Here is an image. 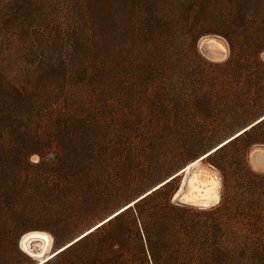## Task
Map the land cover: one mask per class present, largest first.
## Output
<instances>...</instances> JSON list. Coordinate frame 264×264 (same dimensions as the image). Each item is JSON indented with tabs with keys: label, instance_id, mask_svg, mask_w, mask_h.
Segmentation results:
<instances>
[{
	"label": "rangeland",
	"instance_id": "obj_1",
	"mask_svg": "<svg viewBox=\"0 0 264 264\" xmlns=\"http://www.w3.org/2000/svg\"><path fill=\"white\" fill-rule=\"evenodd\" d=\"M218 23L239 40L264 36V0H0V204L8 223L19 215L21 229L15 240L0 239V264L35 262L18 246L23 233L46 231L51 250L70 242L64 250L175 175L162 196L200 211L210 240L264 243V127L194 168L198 178L217 179V203L172 201L190 176L177 173L183 166L264 115V47L262 64L237 55L229 62L226 38L210 28ZM204 24L212 30L192 41L188 29ZM23 133L41 136L44 165L27 166L13 152L17 138L28 142ZM68 158L82 182L67 193L96 198L93 209L56 202L58 180L74 181L62 166ZM226 176L236 187L211 211ZM134 216L120 221L131 232L127 253L109 264H151L133 235ZM100 236L43 263L77 264ZM251 248L230 264H264V248Z\"/></svg>",
	"mask_w": 264,
	"mask_h": 264
},
{
	"label": "trees",
	"instance_id": "obj_2",
	"mask_svg": "<svg viewBox=\"0 0 264 264\" xmlns=\"http://www.w3.org/2000/svg\"><path fill=\"white\" fill-rule=\"evenodd\" d=\"M200 2L201 5L196 4L198 8L203 7V1ZM191 5L194 9L193 5L195 4L191 3ZM204 26L205 24L196 29L194 25L188 29V34L192 38V41L195 40L197 33L209 28H205ZM210 28H218L216 30H221L219 32H222L226 38L231 52V57L228 59L229 62L237 55L241 58H250L252 63L262 64L261 60L258 58V53L264 47V36L257 38L246 37L245 40H239L234 33L230 31H222L224 30V26L220 23ZM193 49L195 52V47H193ZM243 63L244 60L239 61V66ZM257 101L258 100L255 99L251 102L257 104ZM250 105V102L245 104L247 107H251ZM262 127H264V119L261 118L248 128L241 131L239 135H235L230 138L227 140V143L224 142L206 156L218 157L225 154L229 147L234 145V143L248 137V135L252 132ZM19 135L28 138V142L23 140L21 137L17 138L18 142L13 148V152H15L19 158H22L27 166L38 167L39 165H44L45 162L43 161L41 154L45 150V145L43 142L39 141L42 139L40 138L41 136L28 135L24 133ZM45 136L47 139L60 140V136L56 133L49 134L48 136L45 134ZM259 140L264 141V139ZM79 148L80 147L77 149L80 150ZM33 153L39 157L35 164H32L28 160V156ZM238 157L240 161H243L244 150L240 152ZM62 161L64 169H69L73 174L72 177L74 181H67L63 179V177L58 180L62 186L63 193L57 194L58 196L56 197V202L58 205H60V203L69 205L76 202L77 205H79L78 203H81L83 209L84 207L93 209V205L98 202L96 198L91 200L88 199L85 194H80L74 199V194L67 193V189L71 188V186L75 187L78 183H81L82 180L80 179L81 177L79 173L76 171L77 163L75 159H61V162ZM239 171H241V169H239ZM175 176H172L161 185L137 196L138 198L136 197L135 200L133 199V202L130 205L116 212V214L97 225L91 233L89 232V234H85L80 237L76 243L70 244L64 250L55 254L54 257H52L54 258L52 261L67 255V253H69L82 241L86 240V238L91 236H100L101 234L102 235L89 246L88 253L83 255L77 264H109L115 258L122 259L128 251L131 232H129L128 229H125L123 225L120 224V221L131 210H133L135 215L134 221L136 220L138 222L139 227L138 229L134 226L131 220L132 230L134 228V233H132L138 238L140 247L142 246L145 249L151 264H230L237 257L236 252L242 250L243 248L252 246L251 251H254L255 253L264 248L263 242L251 245L247 242L230 241L228 243V247H225L222 240L219 238L215 237V239L210 240L207 235L208 233L206 227L197 218V216L201 214L200 211L190 210L182 204L171 203L169 200L170 193L162 196L163 191ZM86 178L84 181L88 180ZM235 184V180L233 181L227 176L224 177L221 201H219L217 206L211 211H218V209H220L226 197V193L234 191V187H236ZM64 192L65 196L63 195ZM2 212L0 204V239L4 236H9L12 240H15L21 230L17 225V222L20 219L19 215L14 214L13 218H11V221L8 223L4 219L6 217L3 216ZM187 215L190 218L187 224H185L182 219H184ZM180 234H182L181 236L183 237H180ZM52 261H47L43 264H50Z\"/></svg>",
	"mask_w": 264,
	"mask_h": 264
},
{
	"label": "bare ground",
	"instance_id": "obj_3",
	"mask_svg": "<svg viewBox=\"0 0 264 264\" xmlns=\"http://www.w3.org/2000/svg\"><path fill=\"white\" fill-rule=\"evenodd\" d=\"M219 52H222L224 50V47L221 44H218ZM263 116L259 117L256 121L260 120ZM253 123L245 126L243 129L235 133L233 136L238 135L241 131L248 128ZM231 136L230 138H232ZM229 138V139H230ZM228 140V139H227ZM221 142L217 146H214L207 152L203 153L198 158L192 160L191 162L187 163L185 166H183L177 173H182L185 175V177H188L187 184L185 186V180L182 181L181 185H183V191L180 195L181 202H188L191 204H194L199 207H207L209 205L215 204L218 202V181L215 179V177H204V178H198L197 175L194 173V168L198 166V161L205 157L209 152L213 151L215 148L219 147L221 144H223L225 141ZM253 164V163H252ZM191 166V167H190ZM169 179L166 178L161 183L167 181ZM186 179V178H185ZM161 183L153 186V188L157 187ZM151 188V189H153ZM149 189V190H151ZM147 190V191H149ZM138 198V197H137ZM135 200V199H134ZM133 202L130 201L124 206H122L119 210H122L126 206L130 205ZM118 210V211H119ZM116 211V212H118ZM51 243H52V236L43 230H30L25 233H23L19 238V247L20 249L29 257L35 260L33 264H41L45 262L46 260L53 257L55 253L63 249L66 245L59 247L56 250H51Z\"/></svg>",
	"mask_w": 264,
	"mask_h": 264
},
{
	"label": "water",
	"instance_id": "obj_4",
	"mask_svg": "<svg viewBox=\"0 0 264 264\" xmlns=\"http://www.w3.org/2000/svg\"><path fill=\"white\" fill-rule=\"evenodd\" d=\"M201 160V159H200ZM199 162V161H198ZM191 167V166H190ZM183 185H179V187L176 189V191H175V193L173 194V196H172V201H175V202H178V203H181V200H180V195H181V193H182V191H183ZM18 246H19V240H18ZM20 248V247H19ZM61 250H63V249H61ZM60 250V251H61ZM59 252V251H58ZM56 254V253H55ZM54 254V255H55ZM53 255V256H54Z\"/></svg>",
	"mask_w": 264,
	"mask_h": 264
},
{
	"label": "snow or ice",
	"instance_id": "obj_5",
	"mask_svg": "<svg viewBox=\"0 0 264 264\" xmlns=\"http://www.w3.org/2000/svg\"><path fill=\"white\" fill-rule=\"evenodd\" d=\"M262 119H264V117H262ZM238 135H239V133H238ZM226 143H227V141H226Z\"/></svg>",
	"mask_w": 264,
	"mask_h": 264
}]
</instances>
